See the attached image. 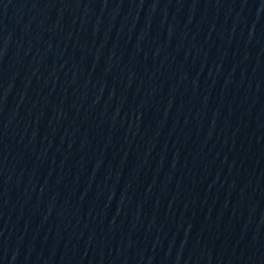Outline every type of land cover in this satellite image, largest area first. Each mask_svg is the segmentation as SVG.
I'll use <instances>...</instances> for the list:
<instances>
[{
	"label": "water",
	"instance_id": "water-1",
	"mask_svg": "<svg viewBox=\"0 0 264 264\" xmlns=\"http://www.w3.org/2000/svg\"><path fill=\"white\" fill-rule=\"evenodd\" d=\"M0 264H264V0H0Z\"/></svg>",
	"mask_w": 264,
	"mask_h": 264
}]
</instances>
